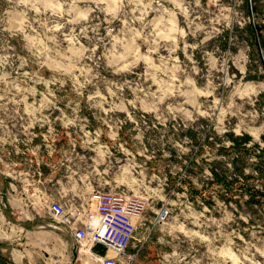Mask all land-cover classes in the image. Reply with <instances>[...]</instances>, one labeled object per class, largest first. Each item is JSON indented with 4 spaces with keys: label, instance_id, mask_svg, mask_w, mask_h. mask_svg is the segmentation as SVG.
Instances as JSON below:
<instances>
[{
    "label": "rangeland",
    "instance_id": "1",
    "mask_svg": "<svg viewBox=\"0 0 264 264\" xmlns=\"http://www.w3.org/2000/svg\"><path fill=\"white\" fill-rule=\"evenodd\" d=\"M262 135L264 0H0L3 219L125 190L133 264H264Z\"/></svg>",
    "mask_w": 264,
    "mask_h": 264
},
{
    "label": "built area",
    "instance_id": "2",
    "mask_svg": "<svg viewBox=\"0 0 264 264\" xmlns=\"http://www.w3.org/2000/svg\"><path fill=\"white\" fill-rule=\"evenodd\" d=\"M89 199L93 208L82 204L71 208L60 201H50L47 210L55 222H47L46 226L70 232L78 250L86 247L93 264H133L148 239L147 231L169 216V209L160 207L153 219L148 220L146 233H139L138 221L146 220L143 218L146 209L143 197L125 190H93ZM97 244L111 254L101 255L93 250Z\"/></svg>",
    "mask_w": 264,
    "mask_h": 264
},
{
    "label": "crops",
    "instance_id": "3",
    "mask_svg": "<svg viewBox=\"0 0 264 264\" xmlns=\"http://www.w3.org/2000/svg\"><path fill=\"white\" fill-rule=\"evenodd\" d=\"M11 214L12 217L6 212L4 219L0 216V264H84L89 261L88 253H80L70 232L46 226L50 217L36 214L22 219L25 213L14 211ZM92 249L101 255L111 254L100 244Z\"/></svg>",
    "mask_w": 264,
    "mask_h": 264
},
{
    "label": "trees",
    "instance_id": "4",
    "mask_svg": "<svg viewBox=\"0 0 264 264\" xmlns=\"http://www.w3.org/2000/svg\"><path fill=\"white\" fill-rule=\"evenodd\" d=\"M246 136L247 135H243L240 138H238V137H232V141L234 143H236L238 141V139L243 140V139L246 138ZM262 140L264 141V135H262ZM237 146H238V144L233 145V147H237ZM243 148H245V147L243 146ZM262 151L264 152V150H262ZM241 159L242 158L238 155V157L233 160L234 161V169L237 172L238 171L241 172V166H240V162H239ZM257 169H259L260 172H263L264 171V167H262V166H260V167L258 166ZM215 179L217 181H221V183L224 184V186H226V188H228V189H230L232 187L233 183H234V181H225L226 180L225 177H223V175H219V174H216L215 175ZM239 184L240 185H238L237 188L238 187L239 188H242V190H245L247 193H249V200L250 201H253V200L257 201L258 199H254L256 196H262V197H264V188L262 190H259V189L254 188V187L253 188L252 187L250 188L249 185H248V183H239Z\"/></svg>",
    "mask_w": 264,
    "mask_h": 264
},
{
    "label": "bare ground",
    "instance_id": "5",
    "mask_svg": "<svg viewBox=\"0 0 264 264\" xmlns=\"http://www.w3.org/2000/svg\"><path fill=\"white\" fill-rule=\"evenodd\" d=\"M84 251H87L86 247L84 248ZM89 252V251H88Z\"/></svg>",
    "mask_w": 264,
    "mask_h": 264
}]
</instances>
